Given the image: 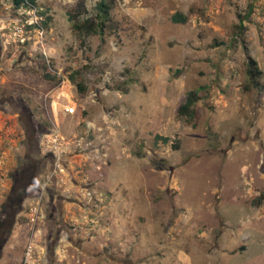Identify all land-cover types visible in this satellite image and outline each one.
I'll return each mask as SVG.
<instances>
[{"label":"rangeland","instance_id":"1","mask_svg":"<svg viewBox=\"0 0 264 264\" xmlns=\"http://www.w3.org/2000/svg\"><path fill=\"white\" fill-rule=\"evenodd\" d=\"M99 1H29L44 34L22 45L28 5L0 0V234L13 172L43 163L0 264H260L264 0H106L87 34ZM10 103L40 128L31 160Z\"/></svg>","mask_w":264,"mask_h":264},{"label":"flooded vegetation","instance_id":"2","mask_svg":"<svg viewBox=\"0 0 264 264\" xmlns=\"http://www.w3.org/2000/svg\"><path fill=\"white\" fill-rule=\"evenodd\" d=\"M12 102V100L10 101ZM12 108L17 111V116L19 121L24 126L25 138L27 139V154L26 157L33 152L34 148L38 146L35 145V142L32 140H36L37 143V134L40 133V128L38 126L34 127L32 123V115L30 112L23 107L22 105L18 106L16 104H12ZM34 143V144H33ZM40 154V151H37ZM29 160L31 158L28 156ZM43 163L42 160H37V162H33L30 164H26L25 166H20L17 170H15L12 174L11 185L9 195L7 196V202L9 203L7 207V212H10V215L15 216L14 210L20 206L21 202L25 199L24 192L32 188L35 184V180L37 176H39ZM14 223V222H13ZM2 225V224H0ZM13 225V224H12ZM7 227V223L5 229ZM8 230V229H7Z\"/></svg>","mask_w":264,"mask_h":264},{"label":"trees","instance_id":"3","mask_svg":"<svg viewBox=\"0 0 264 264\" xmlns=\"http://www.w3.org/2000/svg\"><path fill=\"white\" fill-rule=\"evenodd\" d=\"M29 1L31 0H13V4L15 6V8H19L22 5H25L26 2L29 3ZM96 11H97V15H96V21L95 20H88L85 19L83 21V28H85V33L87 34H98V35H102L103 31H104V24L109 20V12H110V5L109 2H107L106 0H100L96 6ZM251 10V7H250ZM249 10V13H250ZM172 21L175 22H180V23H184L185 19L183 16L179 17V20H177L176 16H173ZM254 62L251 60L250 64H253ZM248 75L249 78L251 79L250 82H254L256 80V76L254 71H252V69L250 68L248 70ZM71 81H73L72 79H70ZM197 101V91H190L187 93L186 95V99L184 104H182L179 108H178V114L181 115H185V116H189L192 117L193 115V105L196 103ZM163 141L165 142L166 139H163Z\"/></svg>","mask_w":264,"mask_h":264},{"label":"built area","instance_id":"4","mask_svg":"<svg viewBox=\"0 0 264 264\" xmlns=\"http://www.w3.org/2000/svg\"><path fill=\"white\" fill-rule=\"evenodd\" d=\"M26 5H28L27 8V15H29V19L26 20V24H22L20 27H14V34L17 38V41L24 45L27 41V38L25 37L26 34V29L29 30H34L36 31L37 35L39 38L43 37L44 30L42 29L39 20L36 15V9L31 6L29 3L26 2ZM64 112L66 115H73L75 113V108L74 107H65Z\"/></svg>","mask_w":264,"mask_h":264},{"label":"crops","instance_id":"5","mask_svg":"<svg viewBox=\"0 0 264 264\" xmlns=\"http://www.w3.org/2000/svg\"><path fill=\"white\" fill-rule=\"evenodd\" d=\"M3 161H4L3 160V156L0 155V175H3V173H2V171H3V167L2 166L4 164ZM1 182L2 181H1V177H0V184H1ZM229 229H230L229 227L225 229L226 234L228 235V237L232 236V234H229V232H228ZM230 230H232V229H230ZM239 231H240V229H239ZM242 231H245V229L242 230ZM240 233H242V232H240ZM252 233L251 232L245 233V234H247L246 236H249V239H248L249 243L248 244L255 245L257 243V239H259L260 242L263 241V234H261V236H259V235H255V234L252 235ZM225 236L226 235H225L224 232L220 233V235L218 237V245H217V247L214 250V253H216L218 255H222L223 257H224L225 254H230V253H232L234 251V249H229V250L225 249V246L227 244V239H226ZM223 241H224L225 245H224ZM219 243H220V245H219ZM260 245H261V243H260ZM255 246L257 247V245H255ZM255 246L253 248H255L257 250L258 248H256ZM263 248H264V244H263L262 249ZM247 250H248V248H247ZM259 251H261L260 252V256H261V259H263V261H261L260 264H264V251L263 250H259ZM237 255H239V254H237ZM220 260L221 259L219 258L218 264H225V263H223V261H220ZM228 264H230V263H228ZM243 264H256V262H253L252 260H249V261L244 262Z\"/></svg>","mask_w":264,"mask_h":264},{"label":"water","instance_id":"6","mask_svg":"<svg viewBox=\"0 0 264 264\" xmlns=\"http://www.w3.org/2000/svg\"><path fill=\"white\" fill-rule=\"evenodd\" d=\"M12 215H10V212H9V214H7L6 219H5V222L7 223V227H6V229L3 230L2 234H0V236H1L0 237V254H1V251H2V248H3V243H4V241H5L6 237H7L6 232L8 230L9 231L11 230L12 224L14 222V218H13Z\"/></svg>","mask_w":264,"mask_h":264}]
</instances>
